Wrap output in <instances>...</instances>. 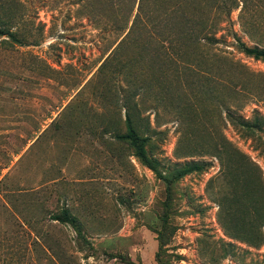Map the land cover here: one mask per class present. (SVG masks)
<instances>
[{"label":"rangeland","instance_id":"1","mask_svg":"<svg viewBox=\"0 0 264 264\" xmlns=\"http://www.w3.org/2000/svg\"><path fill=\"white\" fill-rule=\"evenodd\" d=\"M210 10L123 39L83 0H0V264H264V59L237 45L264 49V0Z\"/></svg>","mask_w":264,"mask_h":264},{"label":"trees","instance_id":"2","mask_svg":"<svg viewBox=\"0 0 264 264\" xmlns=\"http://www.w3.org/2000/svg\"><path fill=\"white\" fill-rule=\"evenodd\" d=\"M216 0H83L84 7L88 12L90 20L96 25L103 22L102 16L106 17L108 22H113L117 27L129 26L130 29L123 39L136 36L135 28L139 26H150L156 22H179L185 29L184 37L193 38L197 36V32L204 26L208 25L210 8ZM1 22V21H0ZM131 23V24H130ZM134 32V33H133ZM4 33L0 31V34ZM11 36L16 41L17 38L11 32ZM170 35L162 34V38H169ZM20 41V40H19ZM239 49L248 56L256 59H264V49L259 47L248 46L245 42L237 39ZM243 126H251L249 122L242 121ZM126 139L133 146L136 155L148 166H153L154 161L151 160L145 150V141L139 135L133 125L131 116L126 113V132L119 136ZM202 165L191 162L184 164L178 171V175L183 176L193 171L201 170ZM64 215L69 217L67 209L63 210ZM54 219L64 220L61 216H55ZM157 263L161 264V260L156 255Z\"/></svg>","mask_w":264,"mask_h":264}]
</instances>
